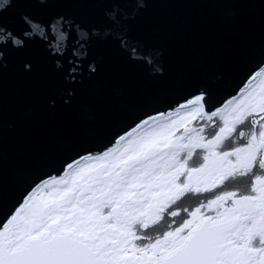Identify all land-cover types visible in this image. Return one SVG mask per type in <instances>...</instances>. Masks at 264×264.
<instances>
[{
    "label": "snow or ice",
    "instance_id": "6c2138e0",
    "mask_svg": "<svg viewBox=\"0 0 264 264\" xmlns=\"http://www.w3.org/2000/svg\"><path fill=\"white\" fill-rule=\"evenodd\" d=\"M0 264H264V0H0Z\"/></svg>",
    "mask_w": 264,
    "mask_h": 264
}]
</instances>
